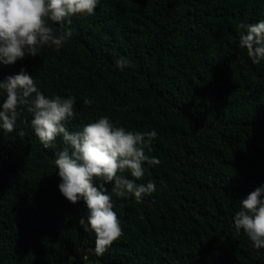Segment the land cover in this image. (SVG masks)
Instances as JSON below:
<instances>
[{
    "label": "trees",
    "instance_id": "1",
    "mask_svg": "<svg viewBox=\"0 0 264 264\" xmlns=\"http://www.w3.org/2000/svg\"><path fill=\"white\" fill-rule=\"evenodd\" d=\"M261 20L264 0H99L70 25L49 21L72 32L59 49L0 64V82L23 69L46 97L74 96L69 131L101 116L155 130L146 154L160 160L144 165L137 183L156 191L141 202L107 185L123 235L97 256L79 224L85 203L59 190L62 137L45 149L20 106L15 131L0 129V264H264V248L234 224L240 201L264 186V61L239 44V25ZM121 56L130 67H116Z\"/></svg>",
    "mask_w": 264,
    "mask_h": 264
},
{
    "label": "clouds",
    "instance_id": "2",
    "mask_svg": "<svg viewBox=\"0 0 264 264\" xmlns=\"http://www.w3.org/2000/svg\"><path fill=\"white\" fill-rule=\"evenodd\" d=\"M99 0H0V64L13 65L26 56H38L44 46L59 49L72 36L70 30L58 35L49 21L58 25H70L76 16L94 14ZM244 31L239 36L240 47L246 48L252 62L264 61V20L255 24L239 25ZM123 70L130 67L124 56L115 61ZM0 90L6 94L0 106V129L6 133L15 131L20 115L18 108L26 106L31 113V127L45 149L54 148L62 137L66 147L56 154L55 166L61 183L59 190L71 204L83 201L88 215L79 224L86 233L95 234L93 251L102 256L123 235V228L114 211L112 196L129 194L141 202L143 197L156 191V184L146 185L137 181L144 176V165H159L160 160L149 156L157 132L132 131L116 126L108 116L83 126L81 131H69L66 124L76 116V98L56 95L46 97L26 70L0 82ZM34 94V95H33ZM84 105L92 103L84 99ZM19 135L23 136L21 131ZM129 172L126 178L123 173ZM100 181V183H97ZM264 186L252 191L240 201V210L234 216L237 232L243 230L256 249L264 248Z\"/></svg>",
    "mask_w": 264,
    "mask_h": 264
},
{
    "label": "water",
    "instance_id": "3",
    "mask_svg": "<svg viewBox=\"0 0 264 264\" xmlns=\"http://www.w3.org/2000/svg\"><path fill=\"white\" fill-rule=\"evenodd\" d=\"M89 250H90V251H93V248L90 247ZM85 252H86V250L82 251L81 256H80V258H79V260H78V263H79V261L81 260V258H83V256L85 255Z\"/></svg>",
    "mask_w": 264,
    "mask_h": 264
}]
</instances>
